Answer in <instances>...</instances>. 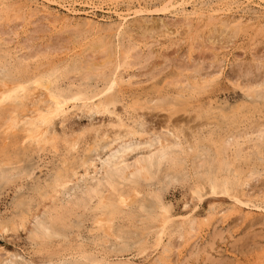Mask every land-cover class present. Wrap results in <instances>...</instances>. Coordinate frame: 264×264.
Masks as SVG:
<instances>
[{
	"label": "bare ground",
	"instance_id": "1",
	"mask_svg": "<svg viewBox=\"0 0 264 264\" xmlns=\"http://www.w3.org/2000/svg\"><path fill=\"white\" fill-rule=\"evenodd\" d=\"M42 1H45V3H49V4L57 3V0H42ZM243 1H246L245 3L247 2L249 3L255 0H243ZM259 1L262 2L264 5V0H259ZM3 2H0V5H2ZM185 2L187 1L180 0L179 3L178 1L176 3H178L179 6H183L184 4L188 3V2L187 3ZM21 3H22V0H21ZM59 4H62V3H59ZM5 6L7 7V5ZM174 6H176V4H174L173 1L167 0L163 4H161V8L158 10L165 11V10H169V8L170 9L174 8ZM22 9H24L23 6H22ZM238 9L240 10V8ZM13 10H15V8ZM70 11H72V13H75V14L77 12V10H74V9ZM140 11L141 9L139 11L136 10L134 14L136 15ZM0 12H3V11L1 10ZM120 12L117 13L118 17L120 18V22L118 24H115L117 25V27L114 25L116 27L114 36L117 37L116 43L114 42L115 45L112 44L111 38L110 40L108 39L109 41H105L103 39V40H100L99 42H95L96 41L95 39L94 43H91L90 45V49L93 50L94 53L101 52L103 54L102 57L99 55L101 57L100 60L95 55L94 56L92 55L93 58H87L85 57L86 55L84 56L83 55L84 53L81 52L77 54L76 56L73 55L75 56L73 58H70L69 56V59H71V62H68V59H65V60L63 59L62 60V62L64 61L63 63L59 65H55L54 67L48 68L47 70L38 71V72H30L31 69L27 68L26 62L28 61V59H33L31 58V56L33 55L32 51H31L32 55L29 56L28 54L29 57H25V56L19 57L18 55L12 56L9 54V52H4L0 56V156L2 153V156L0 157V182L3 180L11 181L12 179H15L17 177H22V175L24 174L28 176V178L33 177L35 170L32 169L29 171V170H26V168L24 169L20 168L19 164L23 163L25 160V159L23 160V157L28 158L31 156L32 153L40 154L41 152H44V151H54L56 153H59L61 150V148L59 147V143L60 142L64 143L63 144L64 150L63 152H60L58 154V157L56 159L57 160L56 162H58V165L52 168L53 170L51 174H49L48 177L44 179L45 180L44 185L36 184V186L34 187L38 195L42 199V201L38 204L36 210L35 211L32 210V214L29 216L28 214H26V212L20 211L21 212L19 216L20 220L18 222H16V220H9V221L1 220L0 221V233L9 230L10 227L12 226H13L12 227L13 229L14 228L16 229L17 227H20L18 229H21L22 227L24 228L26 224L29 223V225L31 224V227H28L30 229H27V230L30 233V237L32 241L38 247H41L44 244L52 245V243L61 245L63 241H65V239L68 237L69 230L73 228L75 225L73 221V219H75L74 217H78L81 219H83V217H87L91 220V223L93 225V228L90 231H93L95 233L93 236V241L97 245L105 246L108 243L112 242L111 240H113L114 245H117V246L120 245L121 248L119 249H122V250L128 249L133 243H138L139 245L143 247H145L149 243H152L153 247L166 245L164 244V241H165V236L168 233H170V235L172 236L176 232L179 234L180 237H182L185 234L183 230H178L175 228L174 230H170V227L173 225L172 223L174 222V218H173V215L171 214L170 206H168L163 200L162 188L164 185H168L169 182H172V181L174 182L176 180L179 181L180 179H179L178 174L188 175L186 174V171H185L186 169L185 164L186 162H188V160L189 162L192 163V166H190L191 174L199 178L200 181L204 180L205 183L208 185V191H206L204 189L205 188L204 185H200L199 181L198 183H196L193 193L196 195V198H198V201L203 200L207 196V194L224 193L229 196L234 195L233 196L234 199H236V201L240 202L241 204L245 203L241 201L238 197H236L235 196L236 194H233L231 192L233 188V184H234V178H237V180H240V179L242 180L241 171L235 162L244 157L245 149L249 150L248 154L250 155L252 154L255 155L256 152L258 151H261L260 153H263V150H262V147L264 146V119L263 117H262L263 120L261 121L256 120V122L247 123L244 126L239 125V123L242 121H237V122L233 121L230 123H225L224 122L225 120H222L224 118L229 119V118L234 117L237 120H239V118L236 115H238V113L240 112L242 105L235 106L236 103H234V105L232 104L234 107H231L230 111H225V109L215 106L213 104L214 97L217 95V92L221 89V87H218V86L212 87L213 82H214V77L216 76V74L202 72L204 68L201 67L200 65L182 66V67L180 66L173 73L164 74V76L161 78V81H154L161 74L160 69L159 71H156V72L151 71L149 73H145L147 74V78L145 81L143 80L134 81L132 78L137 77L135 73L128 75L127 78L126 76H123L121 74V69H124V68H121L122 65L124 64H126L127 66H133V64L136 65L137 64L136 61L138 60V57L136 58L135 56H140V55L136 53V50L138 49L135 44H131V43L127 44L129 46H126L124 44L125 45L124 47H127V48L125 50L121 49L122 40L120 41V36H122V34L125 33L126 30L124 31V28H125L127 21H129L128 16H131V15L127 13V11H126L127 14H123V12L122 13ZM171 12H174V11H171ZM186 12L188 14V11ZM40 13L41 12H39V14ZM197 13H199V11ZM57 15L54 14L53 16L56 18ZM189 16H186V17L189 18ZM200 16L201 14L199 15V17ZM63 17L61 18V20L63 19ZM51 18L53 20V17ZM91 18L87 19L84 23V26L86 27L87 32L90 31L91 29L95 31L96 28L100 26V25H97L98 23L97 21L95 22V20L93 21ZM35 19L37 20V18ZM192 19H194V17ZM36 20H35V23H36ZM112 23L114 24V22ZM237 23L239 22L237 21ZM107 25L109 26V24ZM101 26L102 27L100 28H103V25ZM222 30L223 29H221V31ZM151 31H155V30H151ZM97 32L99 31L97 30ZM108 33H111V31ZM71 39L74 40V38H71ZM130 40L128 41L130 42ZM225 40L226 39H224V41ZM69 41L71 40L69 39ZM63 42L65 43V41ZM53 43H54V40H53ZM57 44H59V46L62 47L60 43H57ZM68 45H70V43ZM47 46L48 45H46V47ZM149 48L150 47H148V50ZM54 49H57V48H54ZM38 52L40 51L38 50ZM69 52H72V51H69ZM134 52L137 55H134ZM11 56L13 57L12 62L11 60H9ZM32 57H35V56H32ZM139 64H140V61H139ZM110 66H112V68ZM163 66L159 68H162L163 70L164 69ZM70 73H73L74 77H68L67 82H64V78H66L68 74ZM247 73H248L247 71L239 70L238 72H236L237 77L235 75L234 76L231 75V76L235 77L237 81H240L239 79L245 77ZM145 74L144 75L142 74V75L146 76ZM96 77H103L102 81L100 80L102 82L101 85H97L98 84L97 81L94 86L89 84L90 80ZM263 78H253V79L246 78L243 83L244 87L248 89V92L250 91L249 95H254L255 97V94H256L258 98L262 99L261 101H264V79ZM149 81H150V84H149L150 86L148 89H145V86L143 85L144 83H147ZM134 87L137 92L135 91V89H133ZM249 100L250 99H248V101ZM179 104H184L187 107V109H185L187 110L186 112H189V111L191 112V109L196 111L195 112L196 116L194 115V116L189 117L186 114L185 117L181 115L182 118L175 117V112L176 110H178L176 109V107L180 106ZM230 104L228 105V107L230 106ZM77 105H79L77 107L78 109L83 110L84 113H87V114L93 113V114H104L108 116L114 115L116 117V120L112 122L111 124H112V127L117 128V130L114 133L112 134L103 133L102 135H98L92 141V143L89 142L84 149L83 156L80 157V159L76 156V154L78 153V149L80 146L79 140H80V135L82 131L80 133L78 132L79 134L75 132L76 133L75 135H67L66 132H65V135L63 136L49 134V130L52 127L54 121L58 118L65 117L66 114L69 112L70 108H74ZM118 105L121 107V109L125 110L129 114H130V109L133 110L132 115L128 117V119L131 120L132 123H127L126 120L122 117V115L117 112ZM165 105L169 107L168 113L166 114V120L163 124H160L158 127H156V125H154L153 123H150L151 121L148 122L145 116L146 114L144 112L145 110H143L142 113L137 112L134 115V111L137 109L153 108L157 110L159 108L163 109V106ZM223 105L221 106L224 107L225 105L224 106ZM217 109H219V113H217L218 115L216 114V116L214 115L215 117L214 119L212 113H214L213 111ZM248 113H250V111ZM258 116H261V115H258ZM195 117H200V118L202 117L201 119H205V120L198 123L197 126H194L195 128L191 126L192 128L190 129L191 131H193L191 132L193 133V136L192 135L188 136L189 134L187 136L186 135L181 136L180 131L181 132L184 131L183 126H184L185 121L190 122L191 120L195 119ZM217 117H220V120L217 119ZM246 117L249 118L247 114L243 115V120L247 121ZM19 133H21L22 135L20 140H18L19 138L17 139V135ZM246 141L249 143V145L244 147V143ZM105 150H108L107 151L108 153L106 154V156L102 157L101 155L103 154H101V152H104ZM191 152L193 153V156L187 157L188 154H191ZM251 159H253V157ZM76 162L78 163L79 167H76L75 165ZM26 163H28V161ZM78 168L79 169L81 168L82 170H78ZM98 172L101 173L100 176L99 175L96 176L97 175L96 173ZM250 175L251 174H249V176L247 175L245 176L247 179L246 180L247 183L249 182L248 179L253 177V176L251 177ZM90 179H92L91 180L92 182L88 181ZM78 182H83V183L82 184L80 183L81 185H77ZM69 189L73 191L74 193L70 194ZM30 190H34V189H32L31 187ZM142 194H147L149 198L148 197L143 198ZM62 195L63 196L66 195L68 196V198H66V200L65 199L63 200L60 197ZM23 200L24 199H22V201ZM26 200L25 202H27ZM55 200H57L56 201L57 203L55 202ZM22 201L20 199L19 202H22ZM146 201L148 204L145 203ZM19 202L17 201L18 203L17 205H20ZM133 205H135L136 207L135 211H133L131 208ZM185 205L187 204L185 203ZM197 206H194V207H197ZM17 209H20V208L18 207ZM125 220H127L128 222L127 224H132V225L135 222L137 223V221H141L142 226L139 227V230L137 232L138 233L136 235L137 239H134V237L132 236L133 231L124 229L123 227L124 225L120 226L117 224L118 221H125ZM180 226H181V229L182 227H185V229L189 230V232H192L194 228V222L190 218V216H188V217H185V219L183 218L182 222L180 223ZM82 228H85V227H82ZM176 235L177 234H175V236ZM3 236H4V233H3ZM77 236H79V233L77 234ZM168 241L170 242V240ZM80 243L79 245H82L84 242L82 244ZM85 250L80 251V254H79L80 260L83 258H86V255H89V253ZM54 253L57 254L56 252ZM54 253L52 254L49 253L47 259H45L42 262L39 260L41 263L40 262L35 263L32 261L31 262L27 261L28 263L27 262L22 263L18 261L17 255L11 254L9 252H5V255L3 254L4 257L0 258V264H54L56 262L58 264H77V262L79 261L77 260V258H75V260L68 259L61 252H58V254L59 253L60 254L58 255V258L54 260L53 258V255H55ZM39 255L41 256L40 252H39ZM96 257L97 256L95 255V258ZM107 261L108 260L106 259V263ZM154 262H157V261H154Z\"/></svg>",
	"mask_w": 264,
	"mask_h": 264
},
{
	"label": "rangeland",
	"instance_id": "2",
	"mask_svg": "<svg viewBox=\"0 0 264 264\" xmlns=\"http://www.w3.org/2000/svg\"><path fill=\"white\" fill-rule=\"evenodd\" d=\"M165 1L167 0H164V1L163 0H57V3L49 4V3H45V1H42V0H27V1L22 0V3H21V0H6V1L0 0V2L5 3V4L2 3V5H0V11L1 10L3 11V12H0V15H1L0 16V20H1L0 21V52H2L0 53V56L4 52H9V54L12 56L18 55L19 57L20 56L29 57L30 55H32V52H33L32 56H35V57L31 56V58L33 59H28V61L26 62L27 68L31 69L30 72H38V71L47 70L48 68H51V67H54L55 65H59L63 63L64 62V61L62 62L63 59L64 60L68 59V62H71V59H69V56L70 58H73L81 52L84 53L83 55L84 56L86 55L85 57L87 58H93V56L95 55L100 60L103 54L101 52L94 53L93 50L90 49V45L91 43H94L95 39H96L95 42H99L100 40H103V39L105 41H109L111 38L112 44H114V42L116 43L117 37H115L114 34L116 31L117 25L115 24H118L120 22V18L118 17L117 13L121 11L120 13L122 12L123 14L129 13L131 15V16H128V20L130 22L127 21L125 25V28H124V31L126 30L125 33H123L122 36H120V41L122 40L121 49L125 50L127 47H124V46L125 45L129 46L127 44H130V43L135 44L138 49L136 50V53L142 57L141 59L140 56H135L136 58L138 57V60L136 61L137 63L136 65L134 64L133 66H127L126 64L122 65L121 68H124V69H121V74L123 76H126L127 78L128 75L135 73L137 77L132 78L134 81H137V80L145 81L147 78V74L145 73H149L151 71L156 72V71H159L160 69L161 74L154 81H161V78L164 76V74L173 73L180 66L182 67V66L200 65L201 67L204 68L202 72L216 74V76L214 77V82H213L212 87L213 86L221 87V89L219 90L220 92L218 91L219 93L217 92V95L214 97L213 104L215 106L221 107L225 109V111H230L231 107H234L233 106L234 103H236L235 106L242 105L240 112L238 113V115H236L239 118V120H237L234 117L229 118V119L224 118L222 120H225L224 121L225 123H230L233 121H236V122L242 121L239 123V125L244 126L247 123L256 122V120L257 121L263 120L264 119V101H261L262 99L258 98L256 94H255V97L254 95H249L250 91L248 92V89L244 87L243 85L244 80L246 78L253 79V78H263L264 77V5L263 3L260 2L259 0L252 1L253 3L252 2L245 3L246 1H243V0L241 1L239 0L240 2L238 0H226V1L225 0H206V1L204 0L205 2L203 0H201V2L200 0H194V1L185 0L188 3L185 2L187 4H184L183 6H179L178 3L180 2V0H170V1H173L174 4H176L174 8H171V9L169 8V10H165V11L158 10L161 8V4H163ZM177 1L178 3H176ZM59 3H62V4H59ZM251 3L252 4L255 3L258 7L255 4L252 5ZM5 5H7V7ZM22 6L24 9H22ZM221 6L224 8H222ZM37 7L39 8V10ZM228 7L230 10L228 9ZM14 8L15 10H13ZM219 8L221 11L219 10ZM238 8H240V10ZM72 9L77 10L78 13L77 12L76 14L72 13V11H70ZM140 9L141 11L135 15L134 14L135 11L136 10L139 11ZM170 10L174 12H171ZM246 10L248 11L250 10V11L248 12ZM61 11L64 12L65 14L62 13ZM186 11H188V14ZM198 11L199 13H197ZM39 12L41 13L39 14ZM190 13L192 14V16ZM54 14L56 15L60 14V15L59 16L57 15V17L55 18L53 16ZM200 14L201 16L199 17ZM233 15L234 17L235 16L236 17L234 18ZM22 16L24 17V19ZM186 16H189V18ZM213 16H215L216 18ZM51 17H53V20L55 21V23ZM62 17L63 19L61 20ZM193 17L194 19H192ZM35 18H37V20ZM90 18L93 21L95 20V22L97 21L98 22L97 25H100V26H98L95 31L91 29L90 31L87 32L86 27L84 26V23L87 19H90ZM35 20H36V23H35ZM237 21L239 23H237ZM112 22H114V24ZM248 23L250 24L252 23V24L250 25ZM107 24H109V26ZM101 25H103V28H100L102 27ZM66 26L69 28L70 31L68 30ZM254 26L258 29H256ZM221 29L223 30L221 31ZM97 30L100 33L97 32ZM109 30L111 31V33H108L110 32ZM151 30H155V31H151ZM71 38H74V40ZM69 39L71 41H69ZM130 39L133 41H131ZM224 39H226L227 41L226 40L224 41ZM53 40H54V43H53ZM128 40H130V42ZM63 41H65V43ZM57 43H60L62 47H60L59 44ZM69 43L70 45H68ZM55 44L56 46L57 45L58 46L56 47ZM66 44L68 47L66 46ZM46 45L48 46L46 47ZM147 46L150 47L149 50ZM204 46H206L207 48ZM40 47L43 49H41ZM54 48H57V49H54ZM38 50L40 52H38ZM69 51H72V52H69ZM136 53L134 52V55H137ZM12 56L11 58H9L11 62L13 61ZM139 61H140V64H139ZM162 66L164 68L163 70L162 68H159ZM110 67L112 68V66ZM237 70L247 71L248 73L245 77L239 79L240 81H237L236 78L233 77L234 75L236 76V72H238ZM142 74L143 75L145 74L146 76H143ZM68 77H74V74L73 73L68 74V76L64 78V82H67ZM102 79L103 77L92 78L89 84L94 86L97 81L98 83L97 85H101ZM149 84H150V81L147 83H144L143 86H145V89L149 88L150 86ZM133 89H135V87ZM248 99L250 100L248 101ZM229 104L230 106L228 107ZM179 105L180 106L176 107V109L178 110H176L175 112V117L182 118L181 115L185 117L186 114L189 117L194 116V115L196 116L195 114L196 111H194L193 109H191V112L190 111L186 112L187 110L185 109H187V107L184 104H179ZM221 105H223L225 108L222 107ZM78 106L79 105H77L74 108H70L69 112L66 114L65 117L56 119L52 127L49 130V134L63 136L65 135V132H66L67 135H75L76 133L79 134L82 131L80 135V140H79L80 146L78 149V153L76 154V156L80 159V157L83 156L84 149L89 142L92 143V141L98 135H102L103 133L112 134L117 130V128L112 127V124H111L112 122L116 120V117L114 115L108 116L104 114H93V113L87 114V113H84L83 110L78 109L77 108ZM143 110H145L144 112L146 113L145 116L148 122L151 121L150 123H153L154 125H156V127H158L160 124H163L165 122L166 114L168 113L169 107L165 105L163 106V109L159 108L157 110L153 108L137 109L134 111V115L137 112L142 113ZM249 111L250 113H248ZM117 112L122 115V117L126 120L127 123H132V121L128 119V117H130V115H132L133 113L132 109H130V114H129L125 110L121 109V107L118 105ZM213 112L214 113H212V115L214 117V115L216 116V114L219 113V109L214 110ZM245 114H247V116L249 117V118L246 117L247 121L243 120V115ZM258 115H261V116H258ZM201 118L195 117V119L191 120L190 122L185 121L184 126H183L184 131L182 132L180 131V135L187 136L189 134L188 136L190 135L193 136V133H191L193 131H191L190 128L192 127L195 128L194 126H197L198 123L205 120ZM217 119L220 120V117H217ZM21 136H22L21 133H19L17 135V139L19 138L18 140H20ZM63 144L64 143H61V142L59 143V147L61 148L60 152H63L64 150ZM247 145H249V143L246 141L244 143V147H246ZM263 147H262L263 153H260L261 151H258L255 154L256 156L254 154L252 155L248 154L249 150L245 149L244 157L235 162L241 171L242 180L240 179L241 180L240 181V180H237V178H234V184H233V188L231 192L233 194H236L235 196L238 197L241 201L245 202L244 204H241L240 202L236 201V199H234L233 197L234 195L229 196L224 193L207 194V196L203 200L198 201V198H196V195L193 193L196 183H198L199 181L200 185H204L205 187L204 189L206 191H208V185L205 183L204 180L200 181L199 178L191 174L190 166H192V163L189 162V160L188 162H186L187 165L185 164V167H186L185 171H186V174L188 175L178 174L179 179H180L179 181L178 180L174 182L167 181L169 182L168 185H164L162 188V197H163L164 202L168 206H170V211L174 218V222L172 224L175 226L172 225L173 227L171 226L170 230H174V228L178 230H183L185 235L180 237L179 234L175 232L171 236L170 233H168L165 236V241H164V244L166 245L153 247L152 243H149L148 245L143 247L139 245L138 243H133L132 244L133 246L131 245L126 250L119 249L121 248L120 245L118 246L114 245L113 240H111L112 242L108 243L109 245L108 244L105 246L97 245L93 241V236L95 233L93 231H90L93 228L91 220L87 217H83V219L74 217L75 219H73V221L75 225L73 228H71L72 230L70 228H69L70 230L68 229L69 230L68 237L65 239V241H63L61 245L52 243V245L44 244L43 246L38 247L32 241L30 237V233L27 230V229H30L28 227H31V224L29 225V223L26 224L25 226L26 228L22 227L21 229H18L20 227H17L16 229L15 228L13 229L12 228L13 226L10 227V229L7 230L8 232L5 231V232L0 233V249H1L0 258L4 257L5 252H9L11 254L17 255L18 261L22 263H26L27 261L39 263L40 261L42 262L45 259H47L49 253L52 254L54 252L57 253V254L54 253L55 255H53L54 260H56L58 258V255L60 254V253L58 254V252H61L68 259L75 260V258H77V260H79L77 264H80V263L81 264L82 263L83 264L84 263L85 264H88V263L89 264L90 263L91 264H156V263L157 264H264V175H263L264 174V156H263L264 149ZM107 151L108 150L101 152V154H103L101 156L102 157L106 156V154L108 153ZM44 152H41L40 154L32 153L31 156L28 157L29 160L28 158L23 157V160L25 159L24 162L19 164L20 168L22 169L26 168V170H29V171L32 169L35 170L33 177L28 178V176L24 174L22 175V177H17L15 179H12L11 181L3 180L4 182L3 181L0 182L2 184V185L0 184V221L1 220H4V221L16 220V222H18L20 220L19 219L20 218L19 216L21 213L20 211L26 212V214H28L29 216L32 214V210L35 211L38 204L42 201V199L40 198V196L38 195L34 187L36 186V184H40V185L45 184L44 179H46L48 175L51 174L53 170L52 168L58 165V162H56L57 161L56 159L58 157V154L60 153V152L56 153L54 151H44ZM1 156H2V153H1ZM189 156H193V153L191 152V154H188L187 157ZM252 157L253 159H251ZM26 160L28 161V163H26L27 162ZM75 165L76 167H79L77 162L75 163ZM78 170H82V169L78 168ZM96 174H97L96 176L98 175L100 176L101 173L98 172ZM249 174H251L250 175L251 177L253 176L252 177L253 179L252 178L248 179L250 183L249 182L247 183L246 182L247 179L245 176L246 175L249 176ZM91 180L92 179L88 181L92 182ZM80 183L82 184L83 182H78L77 185H81ZM30 186L35 191L30 190L31 189ZM69 192L70 194L74 193L71 190ZM142 195H143V198H147V197L149 198L147 194H142ZM60 197L63 200L64 199L66 200V198H68V196L66 195L64 196L62 195ZM20 199L21 201L22 199L24 200L22 202H19ZM25 200L27 202H25ZM17 201L20 203V205H17L18 204ZM56 201L57 200H55V202ZM145 203H147V201ZM185 203L187 205H185ZM133 206L135 209L133 208ZM133 206L131 208L133 211H135L136 207L135 205ZM194 206H197V207H194ZM18 207L20 209H17ZM188 216H190V218L194 222V228L192 232H189V230L185 229V227H182L181 229V226H180V223L182 222L183 218L185 219V217H188ZM76 220H78L79 222ZM127 223H128L127 220H125V221H118L117 224L120 226L124 225L123 226L124 229L133 231L132 236L134 237V239H137V236H136L138 234L137 232L139 230V227L142 226L141 221H137V223L135 222L133 223V225L127 224ZM82 227H85V228H82ZM3 233H4V236H3ZM78 233H79V236H77ZM175 234L177 235L175 236ZM168 240H170V242ZM80 242L82 243L84 242V243L82 244ZM79 243L82 245H79ZM2 249L5 251H3ZM81 250L87 251L89 255H86V258H83L80 260L79 254ZM142 251L143 252L146 251L144 252L146 254H144ZM39 252L41 256L39 255ZM95 255L97 256L96 258H95ZM106 259L108 260L107 263H106ZM154 261H157V262H154ZM54 264H58V263L56 262Z\"/></svg>",
	"mask_w": 264,
	"mask_h": 264
}]
</instances>
